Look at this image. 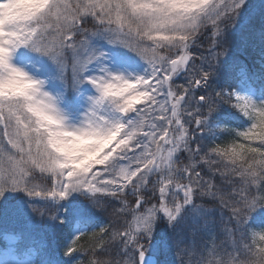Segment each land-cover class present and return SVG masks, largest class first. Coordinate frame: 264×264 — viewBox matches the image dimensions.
<instances>
[{
	"label": "snow or ice",
	"instance_id": "snow-or-ice-1",
	"mask_svg": "<svg viewBox=\"0 0 264 264\" xmlns=\"http://www.w3.org/2000/svg\"><path fill=\"white\" fill-rule=\"evenodd\" d=\"M246 7L0 0V201L67 230L60 259L3 229L0 264H264V38L258 70L229 45Z\"/></svg>",
	"mask_w": 264,
	"mask_h": 264
},
{
	"label": "trees",
	"instance_id": "trees-1",
	"mask_svg": "<svg viewBox=\"0 0 264 264\" xmlns=\"http://www.w3.org/2000/svg\"><path fill=\"white\" fill-rule=\"evenodd\" d=\"M247 7L240 16L235 32L229 38L231 50L243 62L258 70L261 64L260 46L264 38V0H246ZM204 47H208L205 40ZM51 222L45 217L41 219L39 215H32L31 219L26 218L19 225L4 224L0 226V246L4 245L3 229L12 230L15 234L31 236L39 243L41 251H47L53 255L59 253L60 259H67L62 255V249L57 247L60 240L67 235L64 232L54 231L50 227ZM91 240L87 237L82 239L80 245L82 249H87L91 245ZM87 259L86 256L81 257ZM168 261L175 260L174 253L167 256Z\"/></svg>",
	"mask_w": 264,
	"mask_h": 264
},
{
	"label": "rangeland",
	"instance_id": "rangeland-1",
	"mask_svg": "<svg viewBox=\"0 0 264 264\" xmlns=\"http://www.w3.org/2000/svg\"><path fill=\"white\" fill-rule=\"evenodd\" d=\"M249 2H247L248 4ZM180 82V81H177ZM15 196V194H13ZM20 204L18 198H9L7 201H0V226L4 224H21L26 217L20 216L16 213V209Z\"/></svg>",
	"mask_w": 264,
	"mask_h": 264
}]
</instances>
